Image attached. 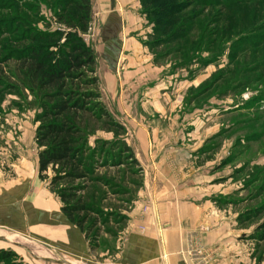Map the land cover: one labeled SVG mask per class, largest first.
Returning <instances> with one entry per match:
<instances>
[{"label": "crops", "instance_id": "1", "mask_svg": "<svg viewBox=\"0 0 264 264\" xmlns=\"http://www.w3.org/2000/svg\"><path fill=\"white\" fill-rule=\"evenodd\" d=\"M95 11L101 24L92 47L96 77L126 131L123 140L141 169L142 186L122 210L126 222L103 234L107 241L98 248L106 253H91L85 233L47 195L36 201L33 236L92 264L105 257L108 264H257L238 221L243 187L226 163L227 144L219 142L224 128L220 122L212 131L210 108L188 103L212 77L213 64L157 60L153 26L140 0H97Z\"/></svg>", "mask_w": 264, "mask_h": 264}, {"label": "rangeland", "instance_id": "2", "mask_svg": "<svg viewBox=\"0 0 264 264\" xmlns=\"http://www.w3.org/2000/svg\"><path fill=\"white\" fill-rule=\"evenodd\" d=\"M96 5L97 0H93L92 38L91 42L87 43L95 49L101 34V24L95 14ZM20 6L27 7L28 10H23L19 8ZM18 8L19 10H17ZM52 8H55V5L51 0H7V4H4V0H0V208H3L0 210V224L4 226L0 225V264H61L66 262L64 260L75 264H92L83 262L65 251L47 246L43 241L33 236L30 231L31 222L37 213L38 203L36 201L43 195H47L53 202L58 203L62 211V203L57 191L67 185L66 182H63L55 188L52 187V172H49L45 179H41L39 176V148L35 137L39 126L36 117L41 112L40 101L38 96L28 88L29 83L19 72L20 67L16 61L23 48L46 44V42H38V36L34 35L50 30L66 29V26L56 19L54 14L56 10ZM252 9L253 7L250 10ZM250 10L243 14L245 15L243 19L246 21L243 26L240 25L239 17L236 22H233L237 28L235 33H228L226 37H222L224 34H219L218 27L220 26L208 29L211 34L206 38L204 45H207L209 39L212 43L211 55L209 53L203 56L197 51L196 58L191 60L194 57L192 55L186 59L185 64H180V66L186 64L190 66L194 61H210L209 59L216 61L221 58L219 60L221 62L212 66L213 75L209 79L210 81L196 87L195 91L190 94L188 103L206 110L210 108L208 120L211 130L215 131L216 125H220V122L225 130V133L219 135L222 137L219 142L222 146L224 143L227 144L228 159L232 160L229 163L230 171L236 172L241 169V173L237 176V182L243 187L241 196L243 212L251 210L253 213H258L261 211L251 222L244 225L246 233L244 240L249 243L245 242V246L255 251L257 264H264V236L262 241L255 238L257 233L264 235L263 230L259 231L260 227L264 225V102L262 101L264 100V73L247 74V72L257 71L258 65L264 62V57H261L260 54L254 55L249 48L245 52L240 50V45L245 44V40L253 39L254 33L262 34L260 29L264 25V18L255 19L254 11ZM196 11L204 12L201 8ZM204 15L209 17L210 21H213L212 23L225 21L226 15L231 21V16L229 17L227 11L221 8L206 9ZM217 28L218 32L213 34ZM231 47H234L233 52L230 50ZM222 52L224 54L217 56ZM168 60L174 61L172 58ZM182 60L183 58L180 57L179 61L174 62L184 63ZM224 69L225 71H222ZM241 70L240 80H235L236 78L231 73ZM220 74L225 75L224 80L222 77L217 78ZM259 76L263 80L257 82ZM214 85L211 93H203L204 95L201 96L207 87ZM224 90L230 91L228 97L218 98V95ZM100 93L103 103L112 115L109 110L111 103L103 91V85L100 87ZM193 95H195L194 98ZM255 99L262 100L255 101L256 107L251 104L250 109L242 110L239 114L238 111L241 107ZM112 116L116 120L115 116ZM202 120L203 118H201ZM237 121H240L239 125H235ZM95 134H97L95 138L102 140H111L115 137L113 131L102 130L101 127ZM240 138L245 140L249 138L251 141L247 139L248 141L245 143L239 142L238 144ZM128 169L134 168L126 166L120 171L117 168L102 169L98 175L104 179L114 178L118 175L120 177L118 184H121L123 189L134 193L138 188L134 185L135 181L141 182L143 179L141 169L137 168L140 171L139 177L122 172L128 171ZM92 189L93 185L86 192L90 197L93 195ZM105 191L109 192L108 201L102 204L106 212L113 210L123 212L122 210L128 206L126 200H133L131 195H115L109 189ZM17 209L21 213L19 215L20 222L16 217ZM11 217L15 218V221ZM97 220L95 216L87 217V224L83 226V230L74 226L83 231L85 235L89 231L90 236L87 239L91 253L100 250V253L102 251L106 253L107 249L103 250L98 247L105 240L107 241L103 234L106 235L108 228L115 229L113 226L103 227ZM29 223L31 224L29 225ZM13 226L15 227L13 228ZM92 226L94 227L91 228ZM108 251L109 256L114 254L112 245ZM106 259L107 257L99 258L97 262L108 264L107 261L105 262ZM48 260H50L49 263H46Z\"/></svg>", "mask_w": 264, "mask_h": 264}, {"label": "trees", "instance_id": "3", "mask_svg": "<svg viewBox=\"0 0 264 264\" xmlns=\"http://www.w3.org/2000/svg\"><path fill=\"white\" fill-rule=\"evenodd\" d=\"M51 1L55 5L52 9L56 10L54 12L56 19L65 25L66 29L50 30L34 35L38 36V42H46V44L23 48L16 59L20 67L19 72L29 83L28 88L40 101L41 112L36 117L39 126L35 137L39 148V176L45 179L48 173L52 172L51 186L54 188L60 183H67L57 193L62 203V211L71 224L83 230V226L87 224V217L95 216L103 227L118 228L126 222L127 217L120 211H104L102 204L108 201L109 196V192L105 190L109 189L115 195L127 194V196H133V192L123 189L124 187L118 184L120 178L118 175L104 179L98 174L102 169L117 168L120 171L126 166H132L134 169L122 172L132 176L139 177L140 171L137 169L139 165L132 149L123 140L125 129L117 123L103 103L100 84L96 77L95 53L83 38L88 33L93 19V0ZM262 1L140 0V3L143 14L153 26L150 45L156 53L157 60L172 58L174 61H179L181 57L184 62L182 64H185L190 56L194 55L191 60L196 58L197 51L203 56L209 53L211 55L210 40L208 39L207 45H204L206 38L211 34L208 29L220 26L219 34H224L222 37H226L228 33H235L237 28L233 22L239 17L240 25L243 26L246 22L243 14L252 7L250 11H254L255 19L264 18ZM4 4H7V0H4ZM19 8L28 10L27 7ZM198 8L204 12L196 11ZM211 8L227 11L231 21L226 15L225 21L212 23L213 21L204 15L205 10ZM218 28L213 34L218 32ZM260 30L262 34L254 33L253 39L245 40V44L240 45L241 52L249 48L254 55L260 54L264 57V25ZM230 50L233 52L234 47ZM222 54L224 52L217 56ZM220 59H217L218 61L209 59L210 61H205L203 64H216L221 62ZM241 72L242 70L234 71L231 75L238 80ZM256 72L264 73V62L258 65L257 71L247 74L253 75ZM222 74L217 78L222 77L224 80L225 75ZM259 80H263L262 77L259 76L257 82ZM215 85L202 90L201 96L211 93ZM229 92L222 91L218 98H227ZM192 97L194 98L195 95ZM260 100L262 99L248 102L241 107L239 114L242 110L250 109L255 101L260 102ZM239 124L240 121L235 123V125ZM99 127L102 130L113 131L115 137L111 140L95 138ZM223 133L225 130L221 132ZM247 139H238V144L245 143ZM231 161L227 159L226 163L229 164ZM240 173L241 169L236 171V175ZM92 185L93 195L90 197L86 192ZM134 185L140 188L142 183L135 181ZM133 200L127 199L126 203ZM260 212L253 213L251 210L243 212L238 221L244 226ZM261 230L264 232V225L260 227L259 231ZM113 231L108 228L107 234H113ZM255 235L258 241L263 240V233ZM86 236L87 238L90 236L89 231L86 232Z\"/></svg>", "mask_w": 264, "mask_h": 264}, {"label": "built area", "instance_id": "4", "mask_svg": "<svg viewBox=\"0 0 264 264\" xmlns=\"http://www.w3.org/2000/svg\"><path fill=\"white\" fill-rule=\"evenodd\" d=\"M92 26H90V29H89V31H88V35H84L83 36V38H84V40H85V42L86 43H88L89 41L91 42V31L93 30V28H91ZM93 47V46H92ZM143 213L144 214H148L149 213V207H145L144 209H143Z\"/></svg>", "mask_w": 264, "mask_h": 264}]
</instances>
